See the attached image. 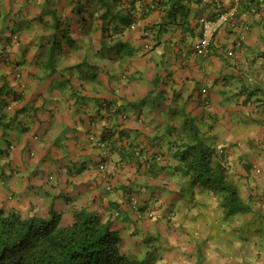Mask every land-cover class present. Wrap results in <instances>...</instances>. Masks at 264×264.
<instances>
[{"label": "crops", "instance_id": "1", "mask_svg": "<svg viewBox=\"0 0 264 264\" xmlns=\"http://www.w3.org/2000/svg\"><path fill=\"white\" fill-rule=\"evenodd\" d=\"M90 1L95 2L0 0V52L6 36L19 31L9 55L27 84L15 105L24 108L17 120L0 122V149L10 138L18 147L10 152L11 166L0 165V206L24 217H49L54 208L67 224L73 208H87L113 224L122 238L121 252L132 255L149 236L160 233L163 239L173 234L174 225H195L203 190L191 188L171 158L170 139L181 132L171 109L190 112L207 143L224 150L229 178L244 198H264V0H239L242 11L250 6L259 11L222 28L209 56L194 51L201 36L198 21L229 9L235 0H193L187 28L170 25L159 41L151 39L148 54L142 50L143 32L165 13L152 10L141 18L139 12L141 20L126 26L121 38L136 48L133 55L103 46L99 19H79L74 8L78 3L88 8ZM1 76L12 79L10 66L0 61ZM93 132L97 141L106 136L105 149L90 140ZM138 145L162 153L164 160L141 172L132 156ZM11 190L15 196L8 197ZM131 193L154 205L157 217L149 218L148 206L136 211L128 203ZM155 197L158 202L151 204ZM179 244L178 264H184L185 237Z\"/></svg>", "mask_w": 264, "mask_h": 264}, {"label": "trees", "instance_id": "2", "mask_svg": "<svg viewBox=\"0 0 264 264\" xmlns=\"http://www.w3.org/2000/svg\"><path fill=\"white\" fill-rule=\"evenodd\" d=\"M93 1L95 2L92 4L91 1L89 2L91 8H83L81 3H78L74 8H77L78 14H81L79 19L86 17L85 19L89 22L93 21V18L99 19L98 23L101 25L103 35V46L108 43V51L133 55V50H136V48L127 41L124 42L120 38L110 41V38L113 37L111 36L112 29L117 33L122 32L125 30L126 25L133 28L136 22H139L142 16L150 11L157 9L163 11L165 19L153 24V26L146 27L143 32L142 36L145 42L142 50L144 54H148L153 49V45L150 43L151 39L159 41L170 25H175L181 29L187 28L193 0H152L149 5H146L143 0H138V6L136 3L130 4L131 0ZM134 1L136 2V0ZM238 7L239 20L245 10H241L240 4ZM246 11L254 14L259 11V8L250 6ZM53 12L56 15L55 10ZM139 12L140 14L142 12L141 18L138 17L140 16ZM56 22H60V20L57 18ZM111 26H114V28H111ZM65 37L67 36H63V38ZM216 38L217 36L211 45V53ZM19 41V31H12L6 36L4 47L0 52V61L10 66L12 74L11 80L3 76L0 77V122H15L24 110V108H16L15 105L23 95L27 84L22 79L23 72L20 64L13 61L9 55L10 46L17 44ZM55 49V47L52 48V53ZM125 61L128 60L125 59ZM17 72L22 76L20 80L15 79ZM202 92H204V89ZM169 113L174 122L178 120L181 122V132L175 139H170L171 158L176 163L175 168L181 171L182 175L188 177L191 188L199 186L206 193L215 194L228 217L242 215L245 219H248L246 214L255 212L257 207L263 206V196L260 199L253 195L248 198L242 196L241 188L229 178V167L224 150L207 143L202 125L198 119L186 109H171ZM172 129L177 130L178 127L172 126ZM35 137L38 138V135ZM105 139H107L106 136L100 141L104 142ZM6 142V147L0 149V160L6 159V161L4 164L0 163V165L10 167L11 159L9 158L13 140L10 138ZM105 146H107V142H105ZM136 148L140 149V155L136 154ZM132 151V156L137 157V164L141 172L149 171L151 167L153 168L157 164V161L164 160L162 153L146 151L139 145L133 148ZM159 155L162 156L160 160L157 159ZM6 173L11 178V175L15 173L14 168H10ZM107 189L110 191L113 186H108ZM11 192L8 197L10 195L11 197L15 196L12 190ZM132 195L134 194L129 195L128 203ZM158 199L159 197L152 198L151 204L157 203ZM196 199H191V202ZM149 205L150 202L139 199L138 210L145 211L147 206V209L154 207V205ZM154 209L155 215L149 217L151 219L157 217L156 208L154 207ZM120 214V211L117 210L116 216ZM258 215L261 216V214ZM250 221L246 223L247 226ZM255 231L261 232L260 229ZM247 234L249 235V232ZM159 236L153 235L147 238L148 250H145L146 253L141 258L139 253L132 255L121 252L122 238L119 232L113 228V224L104 221L99 213L87 208H73L72 221L67 224L63 220V213L54 208L50 209L49 217H24L20 210L11 209L5 204L0 206V264H159L161 261L159 252L161 240ZM150 238L152 240L156 239V243L150 242ZM151 244L155 246L151 247ZM197 248L196 252L201 254L199 245ZM199 264H203V261Z\"/></svg>", "mask_w": 264, "mask_h": 264}, {"label": "rangeland", "instance_id": "3", "mask_svg": "<svg viewBox=\"0 0 264 264\" xmlns=\"http://www.w3.org/2000/svg\"><path fill=\"white\" fill-rule=\"evenodd\" d=\"M111 32L113 37L110 38V41L127 36L125 30L117 33V31L112 29ZM16 148H18L17 144L16 147L15 145L12 147V151L14 152ZM101 148L105 149L106 147L103 146ZM26 151L30 152L29 148ZM201 195L203 198L199 202L200 206L198 207V210L201 209V211L197 219H195V225L191 224L189 227L184 225L183 229H179L178 226L174 225L176 228L171 230L173 234L169 233L170 236L162 239V235H158L161 240V246H159L161 254L160 264H178L180 259V251L178 250L181 248L179 241L183 240L184 237L189 246V250L186 251L188 258L184 264H199L201 261H203V264H264V202L263 206L255 209L256 213L253 211L246 214L248 219H245L242 215L228 217L220 206L219 199L215 194L206 193L204 190ZM164 207L165 205L162 208ZM258 214H261V216ZM249 221L250 223L247 226L246 223ZM242 222L244 224H241ZM259 229L261 232L255 231ZM185 230L186 236L183 234ZM245 231L246 233H244ZM248 232L249 235L247 234ZM156 241V239L152 240L150 238V242L156 243ZM196 244L197 247L199 245L202 255L193 252L198 249ZM151 245V247L155 246ZM190 248L192 251H190ZM145 250H148V245H143L139 253L141 258L144 257ZM167 257L171 259L169 260Z\"/></svg>", "mask_w": 264, "mask_h": 264}, {"label": "built area", "instance_id": "4", "mask_svg": "<svg viewBox=\"0 0 264 264\" xmlns=\"http://www.w3.org/2000/svg\"><path fill=\"white\" fill-rule=\"evenodd\" d=\"M238 6H239V0H236L233 6H231L227 10H222L218 12L214 17H210V16L200 17L199 23L201 24V36H200L198 43L194 47L195 54L200 55V56H208L211 54V45L213 43L214 38L217 36L218 32L222 28L227 26L228 24L235 23L238 20V17H239L238 16V12H239ZM250 14L251 12L249 13L248 11H244L242 12L241 18L247 19ZM230 54H233V53L230 52ZM21 78H22L21 74L17 72L15 74V79L20 80ZM205 102H206L205 104L210 107V104H211L210 100L207 99ZM90 140L95 141L98 144L105 147L104 142L97 141L95 132L91 133ZM135 151L137 155H140L141 153L140 149L136 148ZM157 159L159 160L162 159V156L159 155ZM105 168H106V164L101 163L100 169L102 172L105 171ZM130 201H131L133 208L135 210H138L139 199L136 196L132 195ZM147 215L149 217H153L155 215L154 207H149L147 209Z\"/></svg>", "mask_w": 264, "mask_h": 264}]
</instances>
